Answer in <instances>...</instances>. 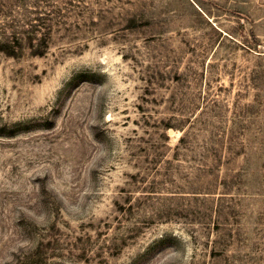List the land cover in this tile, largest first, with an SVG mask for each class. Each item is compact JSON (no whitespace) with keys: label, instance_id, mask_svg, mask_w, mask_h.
<instances>
[{"label":"rangeland","instance_id":"rangeland-1","mask_svg":"<svg viewBox=\"0 0 264 264\" xmlns=\"http://www.w3.org/2000/svg\"><path fill=\"white\" fill-rule=\"evenodd\" d=\"M14 30L46 50L0 52V264H264V0H0Z\"/></svg>","mask_w":264,"mask_h":264},{"label":"trees","instance_id":"trees-1","mask_svg":"<svg viewBox=\"0 0 264 264\" xmlns=\"http://www.w3.org/2000/svg\"><path fill=\"white\" fill-rule=\"evenodd\" d=\"M12 31L9 35H0V52L8 56L18 57L24 53L25 48H29V52L33 55H41L46 50V43H33V36L31 31ZM22 35V36H21ZM4 36V37H3ZM25 36V37H24ZM25 38V42L23 41ZM21 264H27L26 261H19Z\"/></svg>","mask_w":264,"mask_h":264}]
</instances>
